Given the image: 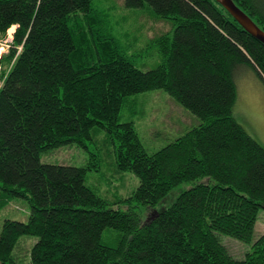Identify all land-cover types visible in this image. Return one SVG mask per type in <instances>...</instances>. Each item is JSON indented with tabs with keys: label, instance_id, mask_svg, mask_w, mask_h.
Wrapping results in <instances>:
<instances>
[{
	"label": "trees",
	"instance_id": "obj_1",
	"mask_svg": "<svg viewBox=\"0 0 264 264\" xmlns=\"http://www.w3.org/2000/svg\"><path fill=\"white\" fill-rule=\"evenodd\" d=\"M233 1L264 30V0ZM123 3L169 22L148 41L160 56L151 68L131 61L106 4L0 0V39L15 26L0 54V208L29 206L26 220L1 222L0 264H264V232L254 236L264 144L234 114L238 73L264 82V43L218 0ZM152 89L199 119L155 149L133 119H118ZM72 144L86 152L80 164L41 160ZM102 165L137 185L107 198L93 175L110 182ZM23 235L36 238L26 257L16 253ZM222 235L249 245L243 257Z\"/></svg>",
	"mask_w": 264,
	"mask_h": 264
},
{
	"label": "rangeland",
	"instance_id": "obj_2",
	"mask_svg": "<svg viewBox=\"0 0 264 264\" xmlns=\"http://www.w3.org/2000/svg\"><path fill=\"white\" fill-rule=\"evenodd\" d=\"M93 4H106L110 6V24L116 33L117 41L123 44L122 36H128L131 40V50L128 51L131 61L142 69L155 66L160 56L154 44L149 40L155 35L167 31L169 22L155 18L147 7L129 8L123 0H93ZM15 26L7 29L6 36L0 39V54L7 51L8 44L12 38ZM237 95L234 103V114L243 124L245 129L262 144H264V82L252 74L251 70H243L235 78ZM127 100H134L135 112L123 106L119 121L133 119L143 144L149 149H155L173 139L176 135L184 132L190 126L196 124L199 119L187 108L179 104L171 95L162 89H152L136 93ZM86 157V152L78 145L72 144L67 147L54 150L49 154L41 155L42 161L59 164H80ZM104 164V163H103ZM104 166V165H102ZM108 166V167H107ZM104 175L110 177V182L105 181L97 173L98 187L104 195L111 199L124 196L138 183L133 173L123 174L112 172L111 166H104ZM94 180V179H93ZM102 193V194H103ZM174 194H169L164 200L158 203L157 208L166 205ZM149 209L144 211L145 215ZM29 212L28 203L22 198L10 199L7 204L0 208V225L4 218H15L26 220ZM151 212V209L150 211ZM264 232V212L259 211L255 224L254 236ZM222 241L230 253L235 257H243L249 245L236 238L222 235ZM35 237L21 236L16 253L26 257ZM25 260V259H24Z\"/></svg>",
	"mask_w": 264,
	"mask_h": 264
},
{
	"label": "water",
	"instance_id": "obj_3",
	"mask_svg": "<svg viewBox=\"0 0 264 264\" xmlns=\"http://www.w3.org/2000/svg\"><path fill=\"white\" fill-rule=\"evenodd\" d=\"M218 1L245 30L264 43V30H262L248 14L239 8L233 0Z\"/></svg>",
	"mask_w": 264,
	"mask_h": 264
},
{
	"label": "bare ground",
	"instance_id": "obj_4",
	"mask_svg": "<svg viewBox=\"0 0 264 264\" xmlns=\"http://www.w3.org/2000/svg\"><path fill=\"white\" fill-rule=\"evenodd\" d=\"M11 30H12V27H10L9 31H11Z\"/></svg>",
	"mask_w": 264,
	"mask_h": 264
}]
</instances>
